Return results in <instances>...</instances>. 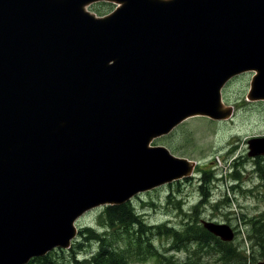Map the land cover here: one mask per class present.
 <instances>
[{
  "label": "water",
  "instance_id": "obj_1",
  "mask_svg": "<svg viewBox=\"0 0 264 264\" xmlns=\"http://www.w3.org/2000/svg\"><path fill=\"white\" fill-rule=\"evenodd\" d=\"M92 1L0 0V264L67 247L84 211L186 176L148 143L228 115L231 77L255 70L249 97L264 99V0H112L102 18Z\"/></svg>",
  "mask_w": 264,
  "mask_h": 264
},
{
  "label": "rangeland",
  "instance_id": "obj_2",
  "mask_svg": "<svg viewBox=\"0 0 264 264\" xmlns=\"http://www.w3.org/2000/svg\"><path fill=\"white\" fill-rule=\"evenodd\" d=\"M91 5L97 14L115 7L109 0ZM250 71L231 77L224 87L222 101L232 111L228 119L191 117L152 141L195 164L190 176L137 193L126 202L143 214L145 227L100 228L105 206L88 210L77 219L72 246L48 254L52 262L75 264L76 253L80 257L95 253L100 243L93 233H85L90 227L96 232L106 230V242L124 252L122 264H156L154 259L138 260L148 244L165 253L161 264L168 260L178 264V258L193 264L264 263V153L250 154L247 143L264 136V100L248 98ZM204 174L206 179L201 181ZM215 175L221 177L210 181ZM202 220L213 223L222 238H206Z\"/></svg>",
  "mask_w": 264,
  "mask_h": 264
},
{
  "label": "trees",
  "instance_id": "obj_3",
  "mask_svg": "<svg viewBox=\"0 0 264 264\" xmlns=\"http://www.w3.org/2000/svg\"><path fill=\"white\" fill-rule=\"evenodd\" d=\"M206 174H204L203 178L206 179ZM208 179V178H207ZM262 182H264V178L261 179ZM262 185V184H261ZM103 213L106 216L104 220H102L101 226L104 228L114 227L116 224L122 227L128 226V227H140L141 229L144 226V221L140 217L139 214H136L134 209L127 203H123L120 205H107L103 208ZM85 233H93L95 241L100 243L99 249L92 253L90 256H86L74 260L75 264H122L124 261V252L115 250V248L111 247V244L106 242V237L108 233L106 230H103L101 232H96L92 228L88 227L85 231ZM188 233H190L188 231ZM143 234V232H141ZM87 238H89V234L87 235ZM207 238L212 239L213 237L211 235H208ZM94 240V239H91ZM262 240L264 241V235ZM227 252H230V249H227ZM247 258V256H245ZM153 258L155 262L162 263L163 259L166 257L161 255L158 250H154L153 247H151L150 244L147 246V250H144V253L142 255L138 256V260H146ZM174 258V257H173ZM53 260L48 256V254L44 257H35L32 258L27 264H54L52 262ZM167 264H172L169 262ZM178 264H193L188 263L185 261V259H178ZM196 264V263H195Z\"/></svg>",
  "mask_w": 264,
  "mask_h": 264
},
{
  "label": "bare ground",
  "instance_id": "obj_4",
  "mask_svg": "<svg viewBox=\"0 0 264 264\" xmlns=\"http://www.w3.org/2000/svg\"><path fill=\"white\" fill-rule=\"evenodd\" d=\"M57 114H59V112H57ZM60 116V115H59ZM192 165V164H191Z\"/></svg>",
  "mask_w": 264,
  "mask_h": 264
}]
</instances>
